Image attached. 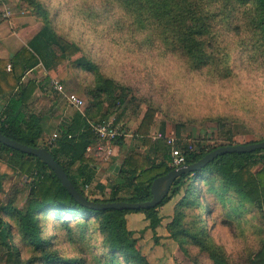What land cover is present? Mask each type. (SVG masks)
Returning a JSON list of instances; mask_svg holds the SVG:
<instances>
[{"label": "trees", "instance_id": "obj_1", "mask_svg": "<svg viewBox=\"0 0 264 264\" xmlns=\"http://www.w3.org/2000/svg\"><path fill=\"white\" fill-rule=\"evenodd\" d=\"M71 1L75 3L73 16L82 27L98 40H108L110 44L117 41L115 44L124 50L137 53L155 50L162 57L175 56L189 73L220 80L232 75L230 44L238 39L250 69L264 71V0ZM20 2L42 19L44 26L8 61L0 60V70L5 69L8 62L11 64L10 72L0 78V84L4 85L1 91L4 92L15 91L24 74L38 64L50 70L80 53L78 46L55 34L50 27L49 13L42 3L36 0ZM229 38L231 42L228 43ZM74 64L95 79L93 87L86 92L87 106L83 113L75 112L69 125L58 133L53 147L44 148L88 200L95 203L150 200L153 180L173 169L164 159H156L159 152L168 154L169 148L163 141L152 142L148 137L155 118L153 109L145 111L135 131V135L148 146V151L143 156L132 152L126 155L119 169V180L107 199H92L84 193V185L93 179L85 167L76 174L71 173L73 165L86 162V148L96 144L91 125L108 120L110 112L102 114V104L106 101L109 108L116 105L121 110L114 124L126 112L127 105L124 87L103 77L96 63L81 56ZM27 92L25 88L14 94L0 113V133L27 147L38 148L42 136L38 119L30 117L26 121L19 112L26 106ZM217 129L225 136L223 140H232L231 129L220 120ZM180 130L177 126V138H180ZM160 131L166 135L163 126ZM262 141L264 138L259 140ZM114 142L122 145L123 137ZM176 146L183 152L185 165L224 147L215 143L193 148L179 139ZM3 154H11L12 157L9 159L8 156L6 160L17 167L20 176L32 179L22 209H15L10 204L0 206V250L5 251L7 264H151L142 255L138 239L128 228V216L144 214L157 242L155 230L160 224L159 209L180 194L187 182L192 191L186 188L174 207L173 217L166 225L169 238L185 256L184 245H189L207 254L213 264H230L223 249L213 242L204 227L201 212L207 208L201 207L204 202V196L200 197V190L204 188L201 186L205 183L207 193L219 196L218 199L224 196L225 190H233L243 202L264 208V150L216 157L200 171L178 177L160 205L139 211L84 208L62 187L55 174L36 158L0 144V158ZM196 182L200 183L198 187H195ZM216 184L221 194L216 192ZM120 191H124L123 196L119 195ZM189 210L197 212L191 220H188ZM50 229L53 235H46L47 231L50 234ZM63 242L70 245L74 256L67 258L58 251ZM189 264L197 262L191 259ZM249 264H264V242L251 255Z\"/></svg>", "mask_w": 264, "mask_h": 264}, {"label": "rangeland", "instance_id": "obj_2", "mask_svg": "<svg viewBox=\"0 0 264 264\" xmlns=\"http://www.w3.org/2000/svg\"><path fill=\"white\" fill-rule=\"evenodd\" d=\"M36 1L47 9L50 27L55 34L80 48V53L53 68L52 80L48 81L50 92L62 109L75 111L65 97L52 89L51 82L58 81L65 95L75 96L83 102L84 112L88 103L86 92L93 87L95 79L77 68L74 61L85 56L96 63L103 77L112 79L126 90V112L117 124H113L124 133L122 143L129 145L127 156L132 153L143 156L148 151V146L135 135V131L149 108L154 110L155 118L148 137L161 132L163 126L166 135L186 142L193 148L199 144L212 146L215 143L223 146L244 145L264 138V71L250 69L238 39L230 44L232 75L227 79L211 80L203 75L189 73L183 62L175 56L162 57L155 50L150 53L131 52L120 48L115 44L117 41L110 44L108 40H98L73 16L75 3L71 0ZM0 25L13 30L29 28L28 37H31L44 26V21L20 0H0ZM13 38L8 37L6 41L10 49L16 46ZM109 105L105 101L101 113L109 111L107 121L114 122L121 110L116 105L109 108ZM219 120L227 129H231V141L223 140L225 136L217 129ZM177 126L181 128L180 138L176 136ZM156 159H164L171 166L169 153L164 155L159 152ZM30 184L29 179L21 178L18 173L0 171V206L10 204L15 209H22ZM190 185L185 183L180 193H184L186 188L192 191ZM197 185L200 183L196 182L195 187ZM201 187H204L200 190V197L204 196L201 207L207 208L201 212V218L209 236L223 249L230 264H249L251 255L264 242V208L243 202L240 196L233 194V190H225L224 196L218 199L219 196L207 193L205 183ZM215 188L221 194L217 184ZM187 213L188 220L197 216V212L192 210ZM133 215L138 218L136 224L141 226L143 214ZM132 229L138 228L132 226ZM47 232L46 235L54 233L52 229L50 234ZM137 238L140 250L142 248L145 252L154 253L156 264H189L191 259L197 264H213L207 254L194 246L184 245L187 251L185 256L171 240L159 242L156 237L155 242L154 237H145V231L142 230ZM58 251L67 258L75 255L66 242L58 246ZM4 252L0 250V264H7Z\"/></svg>", "mask_w": 264, "mask_h": 264}, {"label": "crops", "instance_id": "obj_3", "mask_svg": "<svg viewBox=\"0 0 264 264\" xmlns=\"http://www.w3.org/2000/svg\"><path fill=\"white\" fill-rule=\"evenodd\" d=\"M2 25V24H1ZM0 25V60L8 61L9 58L13 57L22 47H25L27 42L32 39L28 37L29 28H13L9 29L1 27ZM14 37L12 40L16 44L13 49H10L6 45L7 38ZM25 37V38H24ZM27 37V38H26ZM11 40V39H10ZM9 66V69L7 68ZM11 64L8 62L6 68L0 70V78L5 77L6 74L10 72ZM52 69L46 70L44 66L40 63L32 69L28 70L20 84L19 87L13 92L1 91L4 88L3 83L0 84V113L5 110L8 106L10 98L15 94L20 93L21 90L25 88L28 89L27 101L25 108L19 110L22 114L23 119L28 121L30 117H36L39 121L40 127L42 129L41 138L38 141V145L41 148L47 146V143L52 138L53 134H57L67 125H69L71 119L73 118L76 111H72L70 108L62 109V107L57 103L56 98L50 92L48 87V81L52 80ZM17 93V94H16ZM129 150L128 144L116 145L115 142L111 144V155L106 156L102 154L101 156L93 151L92 153H86V162L83 164H75L70 170L72 174H76L85 167V171L92 174L93 179L90 184H88L89 189L84 191V193L92 199H107L112 188L117 184L119 180V169L121 163L126 157V153ZM9 156V157H8ZM3 154L0 158V171L8 173L14 172L18 173L16 166L11 165L8 162V157L10 159L11 154ZM4 158V159H3ZM23 179H30L28 176H21ZM124 191H120L119 195ZM183 193L176 195L171 198L166 204L161 207L158 213L160 218V224L155 230V235L159 239V242L171 240L166 231V225L170 222L173 217V210L178 201L180 200ZM128 216V228L134 233V237L138 239L139 232L145 231V237H153L152 231L148 228L149 222L146 220L144 214L141 215V226L136 224V215ZM142 214V213H141ZM132 226H137L138 229H132ZM172 241V240H171ZM173 242V241H172ZM141 253L143 256L147 257L151 264H156V257H153L154 253L143 251L141 248Z\"/></svg>", "mask_w": 264, "mask_h": 264}, {"label": "water", "instance_id": "obj_4", "mask_svg": "<svg viewBox=\"0 0 264 264\" xmlns=\"http://www.w3.org/2000/svg\"><path fill=\"white\" fill-rule=\"evenodd\" d=\"M0 144L11 148L12 150L18 151L20 153L33 156L45 166H47L56 176L62 187L84 208H89L93 210H149L154 209L162 203V201L168 195L174 181L187 174H192L194 172L200 171L208 163H210L216 157H219L227 153H252L256 150H264V141L259 143H251L244 145H232L220 147L202 157L199 161L184 165L179 168H174L166 175L156 178L153 180L150 186L151 199L145 202L129 203V202H108V203H95L88 200L83 196L70 182L68 176L61 168V166L54 160L49 151L45 148H31L22 145L16 141L10 140L0 133Z\"/></svg>", "mask_w": 264, "mask_h": 264}, {"label": "built area", "instance_id": "obj_5", "mask_svg": "<svg viewBox=\"0 0 264 264\" xmlns=\"http://www.w3.org/2000/svg\"><path fill=\"white\" fill-rule=\"evenodd\" d=\"M9 69V66L7 67ZM51 87L57 93L66 98L69 106H71L76 111L83 113V102L75 96L65 95L64 88L58 81H52ZM92 133L96 139V144L93 146H88L86 148V153H92L96 151L98 155L105 154L106 156L111 155V144L120 137L123 136V132L117 129L112 121H107L105 123L91 125ZM57 134H53L47 146L53 147L54 141L57 138ZM152 142L163 141L165 145L169 148V154L171 156V167L179 168L185 165V157L183 152L176 146L177 140L174 137L164 135L161 132L155 133L149 137ZM88 185H84L83 190H88Z\"/></svg>", "mask_w": 264, "mask_h": 264}]
</instances>
